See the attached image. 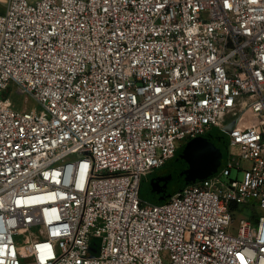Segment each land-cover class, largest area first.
I'll use <instances>...</instances> for the list:
<instances>
[{"label": "built area", "instance_id": "built-area-1", "mask_svg": "<svg viewBox=\"0 0 264 264\" xmlns=\"http://www.w3.org/2000/svg\"><path fill=\"white\" fill-rule=\"evenodd\" d=\"M232 121L216 172L141 196ZM0 264H264V0H4Z\"/></svg>", "mask_w": 264, "mask_h": 264}, {"label": "water", "instance_id": "water-1", "mask_svg": "<svg viewBox=\"0 0 264 264\" xmlns=\"http://www.w3.org/2000/svg\"><path fill=\"white\" fill-rule=\"evenodd\" d=\"M234 123L235 121H232L227 124L224 130L215 128L183 143L168 169L154 171L143 178L141 196L151 202H162L184 184L216 172L225 161L228 146L227 131L232 129ZM203 145H206L207 151L205 159L207 171L201 175H193L196 165L189 162L187 156L189 153L201 150Z\"/></svg>", "mask_w": 264, "mask_h": 264}, {"label": "rangeland", "instance_id": "rangeland-1", "mask_svg": "<svg viewBox=\"0 0 264 264\" xmlns=\"http://www.w3.org/2000/svg\"><path fill=\"white\" fill-rule=\"evenodd\" d=\"M3 1L4 0H0V11L3 10ZM1 95H8L17 108H25V107L30 108V107L36 105L35 99L32 98L31 96L26 95L23 92H20V90L18 89V86L15 83H11L9 88L4 90L1 93ZM234 117H235V115H234ZM205 146L206 145H203L201 150H199L198 152H195V153H189L187 156L188 157L187 160L196 165L194 172H193V175H199V174L201 175V174L206 173V171H207L206 160H205L207 151H206ZM171 161L169 162V164L166 167L157 169V171H163L164 169L165 170L168 169ZM236 173H237V169L233 168L232 177H234L236 175ZM193 175H190V176H193ZM240 175H241V173H240ZM248 216H249V214H248L247 210L236 213L237 223L239 222V219L241 217H248ZM19 241L23 243V241H24L23 235L19 236ZM100 243H101L100 237H96V236L93 237V239L91 240V252L92 253L97 254L99 252ZM26 261L28 262V261H30V259H26Z\"/></svg>", "mask_w": 264, "mask_h": 264}]
</instances>
